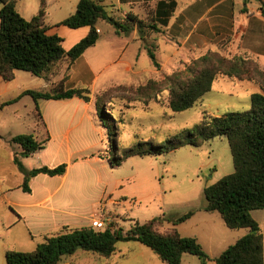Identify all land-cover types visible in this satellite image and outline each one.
<instances>
[{
	"label": "rangeland",
	"instance_id": "rangeland-1",
	"mask_svg": "<svg viewBox=\"0 0 264 264\" xmlns=\"http://www.w3.org/2000/svg\"><path fill=\"white\" fill-rule=\"evenodd\" d=\"M65 1L44 0L48 23L59 22L69 14ZM16 7L22 12L24 8H34V12H38L41 5L40 0H17ZM107 10L111 12L112 8L108 7ZM117 17L118 15H114L115 19ZM98 27L101 40L97 50L100 49L99 53L103 58L100 64L94 66L99 78L91 87L94 91L91 98L95 101L98 96L99 106L108 113L103 121L112 130L110 133L116 145V150L113 151L110 146L112 136L108 135L107 128H103L99 122L103 129V146L99 157L111 159L117 149L122 152L124 148L132 146L141 151L149 148L148 145L140 146L141 143L166 145V141L180 131L192 130L200 122L203 113L222 116L230 112H244L250 108L249 93L245 88H233L231 80L220 77L214 82L212 90L191 109L172 112L167 105L170 88L167 78L184 70L193 59L207 52L200 55L184 52L176 57H169L171 48L164 45V38L159 37V33L156 34L158 41L151 38L144 41L139 39V34L136 38L132 31L116 34L114 27L105 22H100ZM66 31L74 33L72 30ZM63 36V47L69 50L73 38ZM157 44L160 48H157ZM149 50L155 55L158 68L152 64ZM223 56L231 57L226 54ZM108 62L111 66L104 69ZM127 66L131 67L130 71L126 70ZM262 77L259 79L264 81V76ZM57 80V77H36L18 71L15 81L0 80V99L16 98L25 90L48 92L50 83ZM34 110L32 98L23 96L2 113L1 122L5 123V127L9 122L10 127L4 129L0 126V134H30V126L34 121L36 124L38 122ZM49 155L47 153L45 157ZM82 164L85 168L81 185L83 193L90 197L93 192V177L99 178L101 183L96 187L98 195L105 191V214L111 220L118 217L119 226L123 229L130 228L132 221L144 223L163 215L175 219L194 210V216L181 226L180 233L198 240L211 258L206 264H215L214 258L248 232L246 229L230 230L217 212L204 211V188L233 172L230 149L224 138H214L200 147L185 145L158 156H133L115 168L110 167L107 160L98 161L91 157L84 159ZM26 165L28 168L37 167L38 159L29 158ZM96 199L97 197L92 201L95 202ZM86 210H89V205ZM252 216L260 226L264 242V209L253 211ZM6 218L7 215L0 210V264H6V251L31 252L38 242L28 235L21 224L8 229L5 225ZM135 247H141L145 254L137 256ZM91 255L88 254L89 261L84 264L163 263L149 248L136 242L117 243L115 255L109 259L99 256L94 258ZM181 264L202 263L196 256L184 254Z\"/></svg>",
	"mask_w": 264,
	"mask_h": 264
},
{
	"label": "trees",
	"instance_id": "trees-1",
	"mask_svg": "<svg viewBox=\"0 0 264 264\" xmlns=\"http://www.w3.org/2000/svg\"><path fill=\"white\" fill-rule=\"evenodd\" d=\"M17 0H0V77L9 82L14 79L15 71L30 73L36 77H43L51 73L55 65L67 61L71 66L87 49L93 47L99 33L96 25L103 21L114 27L116 34L137 29L141 39L146 31L159 33L160 27L165 26L167 17L173 10V5H164L159 9L158 19L149 22L138 19L128 13L123 22L115 19L107 8L99 1L79 0L74 13L62 20L59 25L69 29L88 27V34L69 50L62 46L63 39L47 33L45 24V3L36 15L26 20L16 10ZM264 16V4H262ZM228 39L220 43L215 51H207L202 56L193 59L184 70L177 71L167 78L169 93L167 105L174 113L191 109L202 97L209 93L214 82L225 77L231 81L252 82L259 92L250 96V108L244 112H230L222 116H211L203 113L200 122L192 130L184 129L166 141V145H154L151 142L148 149L139 150L136 146L117 149L108 161L112 168L119 167L130 157L141 155L158 156L176 150L185 145L200 147L203 143L214 138L227 140L233 172L222 177L217 182L206 186L203 190L206 206L204 211L217 212L224 225L230 230L246 229L248 232L228 246L218 257L215 264H264L263 234L252 212L264 209V70L251 59L240 55L230 58L223 56ZM149 57L155 68L159 67L155 55L149 50ZM252 68V69H250ZM66 75L56 83L50 91L25 90L15 99L4 105L17 102L23 96H30L34 102L35 116L41 122L39 100H67L79 98L84 102L91 100L89 88H66ZM99 97L95 99L97 115L103 128H107L108 135L112 131L104 125L103 117L108 113L99 106ZM110 146L116 150L113 135ZM13 143L21 148V157L42 150L44 143L37 141L32 134H20L12 138ZM122 153V154H121ZM14 163L24 175L22 189L29 192L30 178L38 174L48 176L63 175L66 165L61 164L53 169L48 167L25 170L17 156ZM195 211L175 218L160 216L147 222H133L130 229L124 231L118 228L95 230L93 227H82L61 232L46 237L31 252L10 250L5 252L6 264H59L62 259L74 255L81 250L96 254L100 258H110L116 252V245L120 242H137L149 248L164 264H181L182 256L189 254L196 256L202 264L211 258L203 250L196 238L182 236L176 226L189 220ZM164 223L171 227L161 232Z\"/></svg>",
	"mask_w": 264,
	"mask_h": 264
},
{
	"label": "crops",
	"instance_id": "crops-1",
	"mask_svg": "<svg viewBox=\"0 0 264 264\" xmlns=\"http://www.w3.org/2000/svg\"><path fill=\"white\" fill-rule=\"evenodd\" d=\"M42 1L44 0H40V5ZM94 1H99L106 8H112L111 12L107 11L113 17L118 15L116 19L120 22L124 21L128 13L146 22H149L151 18H161L163 14L159 16V9L164 10L166 8L164 5L172 4L173 10L167 17V23L165 26L160 27L159 32V37L164 38V45L171 48L169 57H176L184 52L200 55L208 50L217 49L219 43L228 39L223 54L231 57L242 55L246 59L256 62L264 70V16L262 10L264 0ZM78 2L79 0L65 1L69 7V14L65 17L74 13ZM15 8L26 20L31 19L38 13L34 12V8L32 10L24 8L22 12L16 7V4ZM160 13L162 12L160 11ZM46 16L47 33L50 35L56 34L62 39L63 35L71 36L73 38L72 46L89 32L88 27L69 29L61 26L59 23L62 20L48 23ZM64 18L62 19L64 20ZM100 22L103 21H99L96 25L99 39L93 47L87 49L71 66H68L67 61H61L55 65L50 74L45 75L50 78L57 77L58 79L50 83V90L66 75L67 79L64 83L66 88H89L91 93L94 92L91 87L95 85L99 78V74H95L94 66L100 64L103 58L99 53L100 49L97 50L101 40L98 27ZM66 30H72L74 33H67ZM145 31L142 40L145 41L151 38L155 42L158 41L157 33L149 32V30ZM132 33L136 38L138 37L136 28L132 30ZM156 46L160 48L159 44ZM65 50L68 49L65 48ZM109 66H111L110 62L105 64L104 69ZM126 70L130 71L131 67L127 66ZM17 74L18 71H15L12 81L16 80ZM0 80H2L1 77ZM231 82H233V88H245L249 93V99L252 94L260 91L252 82ZM13 99L15 98L0 99V126L4 129L9 128L10 125L7 122L5 127V123L1 122L2 113L18 101L8 105L4 104ZM37 104L40 110L41 122L38 123L36 120V124L34 121V124L30 126L32 129L30 134L34 135L37 141L44 143L42 150L31 154L29 157H21L22 150L20 146L11 141L15 136H11L7 132L0 134V210L5 213V216L7 215L5 221L7 228L10 229L18 224L23 225L28 235L38 241L36 246L42 243L46 237L64 231L82 227L94 228V222L100 216L107 217L105 214L107 201L105 200V191H101L99 195L97 192L96 185L101 183L99 178L93 177V192H91L90 197H86L81 185L85 173L82 164L84 159L91 157L98 161H108V158L98 156L103 146V129L99 124L100 119H97L99 117L93 98L89 102H84L79 98L39 100ZM47 153L50 155L45 157ZM15 156L19 158L27 171L40 167L53 169L61 164L66 165V170L63 175L51 177L46 174H38L30 178L28 182L29 192H25L22 189L24 175L14 163ZM29 158L38 159V166L28 168L26 161ZM96 197V201H92ZM87 205H89V210H86ZM112 221L115 230L121 228L118 217L112 219ZM133 222L135 221L131 222L130 227ZM185 222L176 226L179 233ZM170 227L171 224L164 223L160 227V231L165 232ZM123 230L126 231V229ZM135 251L137 256L145 254L141 247H135ZM88 254H92L91 256L94 258L97 256L93 253L77 251L74 255L62 259L59 264H84L89 261Z\"/></svg>",
	"mask_w": 264,
	"mask_h": 264
},
{
	"label": "built area",
	"instance_id": "built-area-1",
	"mask_svg": "<svg viewBox=\"0 0 264 264\" xmlns=\"http://www.w3.org/2000/svg\"><path fill=\"white\" fill-rule=\"evenodd\" d=\"M94 229L95 230L108 229L110 231H114L115 226L113 225V221L110 218L100 216L99 219L96 222H94Z\"/></svg>",
	"mask_w": 264,
	"mask_h": 264
}]
</instances>
